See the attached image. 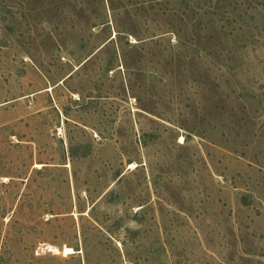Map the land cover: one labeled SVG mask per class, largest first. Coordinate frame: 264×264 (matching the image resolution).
Returning a JSON list of instances; mask_svg holds the SVG:
<instances>
[{
    "label": "rangeland",
    "instance_id": "1",
    "mask_svg": "<svg viewBox=\"0 0 264 264\" xmlns=\"http://www.w3.org/2000/svg\"><path fill=\"white\" fill-rule=\"evenodd\" d=\"M0 264H264V0H0Z\"/></svg>",
    "mask_w": 264,
    "mask_h": 264
},
{
    "label": "bare ground",
    "instance_id": "2",
    "mask_svg": "<svg viewBox=\"0 0 264 264\" xmlns=\"http://www.w3.org/2000/svg\"><path fill=\"white\" fill-rule=\"evenodd\" d=\"M66 252H67V253H70V252H73V250L70 249V248H66Z\"/></svg>",
    "mask_w": 264,
    "mask_h": 264
}]
</instances>
